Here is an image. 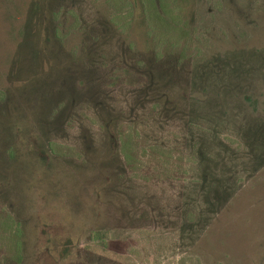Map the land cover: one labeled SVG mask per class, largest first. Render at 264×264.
Here are the masks:
<instances>
[{
	"label": "rangeland",
	"instance_id": "374dc122",
	"mask_svg": "<svg viewBox=\"0 0 264 264\" xmlns=\"http://www.w3.org/2000/svg\"><path fill=\"white\" fill-rule=\"evenodd\" d=\"M0 264H264V0H0Z\"/></svg>",
	"mask_w": 264,
	"mask_h": 264
},
{
	"label": "trees",
	"instance_id": "16d2710c",
	"mask_svg": "<svg viewBox=\"0 0 264 264\" xmlns=\"http://www.w3.org/2000/svg\"><path fill=\"white\" fill-rule=\"evenodd\" d=\"M66 247H67V245L64 244V246H63V253H65L67 251Z\"/></svg>",
	"mask_w": 264,
	"mask_h": 264
}]
</instances>
